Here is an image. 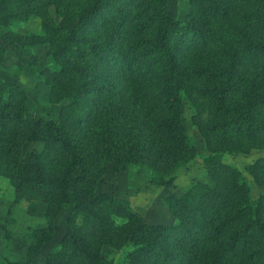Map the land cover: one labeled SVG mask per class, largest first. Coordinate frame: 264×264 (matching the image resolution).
<instances>
[{
	"label": "trees",
	"instance_id": "obj_1",
	"mask_svg": "<svg viewBox=\"0 0 264 264\" xmlns=\"http://www.w3.org/2000/svg\"><path fill=\"white\" fill-rule=\"evenodd\" d=\"M168 1L0 0V56L7 47L39 71L31 48L46 46L54 66L41 78L60 103L55 119L26 117L23 90L0 80V175L15 201L46 205L25 260L0 264H30L64 206V232L42 264H108L105 246L124 264H264V193L253 199L232 164L207 158L205 180L162 196L170 223L95 191L108 165L172 184L195 156L183 101L206 152L263 151L245 170L264 185V0H188L187 18ZM30 18L38 30L22 43L11 25ZM25 143L40 148L21 160Z\"/></svg>",
	"mask_w": 264,
	"mask_h": 264
},
{
	"label": "rangeland",
	"instance_id": "obj_2",
	"mask_svg": "<svg viewBox=\"0 0 264 264\" xmlns=\"http://www.w3.org/2000/svg\"><path fill=\"white\" fill-rule=\"evenodd\" d=\"M168 12L180 18L189 15L188 0H169ZM58 23L67 25L65 19L56 18ZM38 19L30 18L24 22L11 25V29L23 35L22 43L28 39L30 32L38 30ZM31 55L40 64L39 71L30 64H24L7 47L0 56V80L6 85H18L24 92V113L26 117H43L55 119L60 103L48 100V86L41 76L50 77L54 66L47 59V48L38 45L31 48ZM40 74V76H38ZM191 109L186 101L181 104V123L187 140L194 146L195 156L173 171L174 179L169 187L156 186L150 182L145 169L129 167L124 171H115L110 165L97 182V193H109L121 203L128 205L145 222L170 223L173 220L167 207L162 202L166 194H179L193 181L206 179L203 162L207 158L217 159L232 164L243 174L250 185V195L253 199L264 193V185L252 181L245 166L261 156L263 151L252 149L248 153H208L204 150L197 131L192 127L189 117ZM40 148V143H25L20 152V159L25 160L27 153ZM46 205L36 200H14L13 188L8 179L0 175V257L23 262L27 247L26 233L29 228L45 224ZM68 206L62 207L54 220L51 239L47 240L32 258L30 264H42L46 255L58 244L64 232V219ZM172 218V219H171ZM108 264H124L121 252L109 247L101 250Z\"/></svg>",
	"mask_w": 264,
	"mask_h": 264
},
{
	"label": "crops",
	"instance_id": "obj_3",
	"mask_svg": "<svg viewBox=\"0 0 264 264\" xmlns=\"http://www.w3.org/2000/svg\"><path fill=\"white\" fill-rule=\"evenodd\" d=\"M172 219V218H171Z\"/></svg>",
	"mask_w": 264,
	"mask_h": 264
}]
</instances>
